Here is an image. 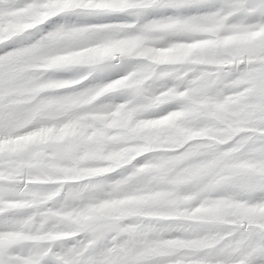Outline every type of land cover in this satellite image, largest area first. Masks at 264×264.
<instances>
[{
    "label": "snow or ice",
    "instance_id": "obj_1",
    "mask_svg": "<svg viewBox=\"0 0 264 264\" xmlns=\"http://www.w3.org/2000/svg\"><path fill=\"white\" fill-rule=\"evenodd\" d=\"M0 264H264V0H0Z\"/></svg>",
    "mask_w": 264,
    "mask_h": 264
}]
</instances>
